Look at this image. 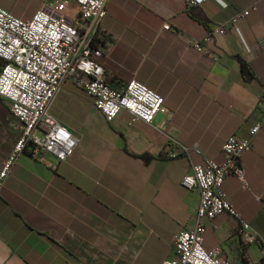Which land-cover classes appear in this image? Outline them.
Returning <instances> with one entry per match:
<instances>
[{
    "label": "crops",
    "instance_id": "obj_1",
    "mask_svg": "<svg viewBox=\"0 0 264 264\" xmlns=\"http://www.w3.org/2000/svg\"><path fill=\"white\" fill-rule=\"evenodd\" d=\"M252 5L236 27L202 42L207 52L191 43ZM0 6L24 20L42 6L66 21L77 13L75 0ZM96 38L106 82L119 88L135 78L163 96L167 111L152 124L124 110L107 121L90 95L65 80L48 113L78 143L55 168L28 149L18 156L0 189V264H159L172 257V240L191 224L199 201L182 177L205 158L223 163L224 140L248 137L261 120L264 0H108ZM20 131L0 97V168ZM44 158L57 162L49 153ZM241 162L247 186L230 173L221 189L256 239L244 240L238 219L224 212L202 218L203 244L220 248L229 264H264V119Z\"/></svg>",
    "mask_w": 264,
    "mask_h": 264
},
{
    "label": "built area",
    "instance_id": "obj_2",
    "mask_svg": "<svg viewBox=\"0 0 264 264\" xmlns=\"http://www.w3.org/2000/svg\"><path fill=\"white\" fill-rule=\"evenodd\" d=\"M107 1L75 0L77 13L72 21H66L44 6L28 20L0 6V58L3 60L0 97L21 122L20 134L0 168V189L18 156L26 149L32 158L52 168L74 151L78 139L48 113L65 80H71L90 95L94 106L107 121L124 110L133 120L152 124L157 114L167 111L163 96L135 78L119 88L106 82L100 62L103 47L96 35L106 14ZM204 1L185 0L188 6H197ZM55 8L62 11L63 4ZM251 9L255 10L256 6L238 10L222 22L213 24L201 40L194 39L191 43L197 50L207 52L203 50L202 42H210L236 27ZM163 28L170 29V23L164 22ZM263 119L264 101L261 120L249 127L248 137L232 134L224 140L223 163L205 158L203 164L192 165L191 172L182 177L180 183L184 189L198 191V205L191 224L175 234L172 240L174 255L159 264H229L220 248L204 247V217L213 218L226 212L238 219L244 240L256 239L250 224L227 200L221 185L231 173L247 186L241 157L250 149L251 140L260 130ZM37 128L43 129L42 135L34 133ZM172 142L188 152L187 147L170 139V144ZM45 153L55 156L57 162H47Z\"/></svg>",
    "mask_w": 264,
    "mask_h": 264
},
{
    "label": "trees",
    "instance_id": "obj_3",
    "mask_svg": "<svg viewBox=\"0 0 264 264\" xmlns=\"http://www.w3.org/2000/svg\"><path fill=\"white\" fill-rule=\"evenodd\" d=\"M240 64H241V68H242V70L243 71H247V66H246V64H245V62L244 61H242L241 59H240ZM141 157H143L144 159H146L147 160V158L149 157L148 155H141Z\"/></svg>",
    "mask_w": 264,
    "mask_h": 264
}]
</instances>
